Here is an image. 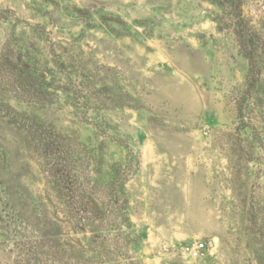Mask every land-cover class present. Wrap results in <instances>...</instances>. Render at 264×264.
<instances>
[{
  "label": "rangeland",
  "instance_id": "374dc122",
  "mask_svg": "<svg viewBox=\"0 0 264 264\" xmlns=\"http://www.w3.org/2000/svg\"><path fill=\"white\" fill-rule=\"evenodd\" d=\"M242 10L264 39V0ZM221 17L214 0H0V264L42 233L85 248L74 264H264V49L253 83ZM81 196L89 227L65 245L55 206Z\"/></svg>",
  "mask_w": 264,
  "mask_h": 264
},
{
  "label": "trees",
  "instance_id": "16d2710c",
  "mask_svg": "<svg viewBox=\"0 0 264 264\" xmlns=\"http://www.w3.org/2000/svg\"><path fill=\"white\" fill-rule=\"evenodd\" d=\"M222 8V19L225 23V28L231 29L236 38L239 51L248 60L249 71L248 76L252 78L255 83L259 76V57L263 54L264 39L261 38L250 22L244 17L242 5L243 0H214ZM50 167H58L60 162H50ZM62 172V176H63ZM63 190L68 191V187ZM91 207L87 203L86 197L81 196L80 200L69 203L64 202L55 206V210L62 214L63 219L56 218L61 224L62 228H68L71 236L63 234V242L72 243L73 245L81 246V238L74 236L77 231L83 233L89 227V217ZM50 233H42L39 239L32 242L16 243L14 253L16 255V264H74L70 260L85 259L83 255L86 249L80 248H51L49 243L52 242L48 238Z\"/></svg>",
  "mask_w": 264,
  "mask_h": 264
},
{
  "label": "built area",
  "instance_id": "2783aa9c",
  "mask_svg": "<svg viewBox=\"0 0 264 264\" xmlns=\"http://www.w3.org/2000/svg\"><path fill=\"white\" fill-rule=\"evenodd\" d=\"M209 243L205 240H192L181 247L184 254L193 259H201L209 253Z\"/></svg>",
  "mask_w": 264,
  "mask_h": 264
},
{
  "label": "water",
  "instance_id": "95a60500",
  "mask_svg": "<svg viewBox=\"0 0 264 264\" xmlns=\"http://www.w3.org/2000/svg\"><path fill=\"white\" fill-rule=\"evenodd\" d=\"M210 244H212V242H210Z\"/></svg>",
  "mask_w": 264,
  "mask_h": 264
}]
</instances>
